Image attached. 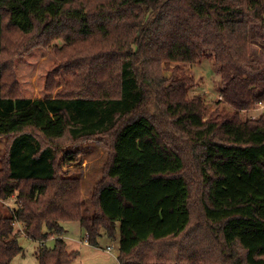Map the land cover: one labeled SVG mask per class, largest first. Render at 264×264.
Instances as JSON below:
<instances>
[{"label": "trees", "instance_id": "1", "mask_svg": "<svg viewBox=\"0 0 264 264\" xmlns=\"http://www.w3.org/2000/svg\"><path fill=\"white\" fill-rule=\"evenodd\" d=\"M253 25L264 31V0H0V200L17 201L0 214V264L20 234L40 242L38 264L68 263V221L90 243L117 226L119 264H264V118L241 115L264 103ZM203 58L221 82L208 115L180 64ZM100 135L86 216L57 146ZM194 207L203 239L184 234Z\"/></svg>", "mask_w": 264, "mask_h": 264}, {"label": "rangeland", "instance_id": "2", "mask_svg": "<svg viewBox=\"0 0 264 264\" xmlns=\"http://www.w3.org/2000/svg\"><path fill=\"white\" fill-rule=\"evenodd\" d=\"M250 58L253 60L264 61V31L258 25L251 27L250 36ZM55 42H61L57 40ZM194 79V84L189 87L190 95H201L208 108L206 115L213 110L219 99L218 89L221 86L220 77L217 67L212 60L203 58L195 64L180 63ZM169 75L168 72H166ZM243 118L258 119L264 118V103L258 104L249 111L241 112ZM60 142V141H59ZM110 139L107 135L96 136L91 139L70 142L69 138H64L57 147L59 148L56 168L58 176L75 177L81 181V198L84 200L83 213L86 216L92 214L93 208L89 200L93 191L96 190L97 184L105 179V165L108 162ZM7 147V138L0 137V158L5 155ZM67 154V155H66ZM71 156L69 160L67 156ZM0 163V172H1ZM195 171V170H194ZM195 172L189 171L190 176ZM195 179V178H194ZM15 194L5 200H0V214H9L10 210L17 207ZM66 229L63 235L66 248L72 254H75L66 264H119V229L116 226L115 236H109L105 230H101V234L97 237L95 243L85 240L86 235L82 226L77 221L63 222ZM19 225H14L13 233L19 232ZM204 220L200 217L197 208H192V221L184 234L188 237L201 239L204 238L202 232L204 230ZM82 230V233L80 232ZM18 243L22 247V251L15 255L10 264H38L36 252L40 246L39 241L32 240L20 234ZM46 246L53 245V237L46 241Z\"/></svg>", "mask_w": 264, "mask_h": 264}, {"label": "crops", "instance_id": "3", "mask_svg": "<svg viewBox=\"0 0 264 264\" xmlns=\"http://www.w3.org/2000/svg\"><path fill=\"white\" fill-rule=\"evenodd\" d=\"M83 229V228H82ZM83 231H84V233H85V235H86V231L83 229ZM81 233H82V230L80 231ZM86 240V239H85Z\"/></svg>", "mask_w": 264, "mask_h": 264}, {"label": "built area", "instance_id": "4", "mask_svg": "<svg viewBox=\"0 0 264 264\" xmlns=\"http://www.w3.org/2000/svg\"><path fill=\"white\" fill-rule=\"evenodd\" d=\"M221 97L219 96V99H220Z\"/></svg>", "mask_w": 264, "mask_h": 264}]
</instances>
